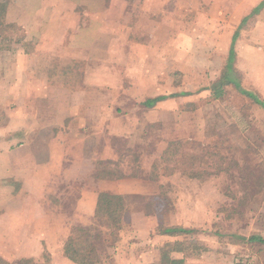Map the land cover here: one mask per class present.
I'll list each match as a JSON object with an SVG mask.
<instances>
[{
	"label": "rangeland",
	"instance_id": "rangeland-1",
	"mask_svg": "<svg viewBox=\"0 0 264 264\" xmlns=\"http://www.w3.org/2000/svg\"><path fill=\"white\" fill-rule=\"evenodd\" d=\"M199 3L204 6L206 2L193 0L191 24L184 26L177 22L174 31L162 26L158 36L161 43L174 34L176 48L148 47L141 39L135 43L145 47L140 46L133 53L129 74L125 71L122 79L120 65L115 63L117 76L113 74L114 78L106 84L95 80L96 93L87 101L97 109L91 115L97 127L89 131H96V138L102 130L107 132L100 140L102 143H91L86 155L97 158L98 181L125 180L130 185L47 188L44 194L54 206L44 222L53 239L42 241V256L32 258L33 264H62L61 237L75 228L88 232L102 264H132L134 258L136 264H170L174 259H183L186 264H264V244L247 241L252 235L264 238V108L242 94L233 83L225 87L222 98L213 96V85L220 82L227 70L228 54L226 50L220 52L222 33L217 31L216 24L210 23L208 29L206 22L199 24L204 22V18L197 16ZM206 10L208 13V7ZM260 17L261 14L257 18ZM259 22L251 20L242 25L239 46L250 44L255 37L260 50L264 31H260ZM19 32L15 33L16 40L22 35ZM7 35H0V109L8 105L9 97L14 100L9 94L12 79L7 57L13 56L10 52L15 50L16 57L24 51L37 50L35 41L27 48L19 42L13 46ZM61 50L56 48L53 57ZM52 51L50 47L43 48L39 57L46 60ZM236 52L235 71L230 74L233 81L235 75L243 89L264 102V78H253L242 61V48ZM102 54L103 51L98 56ZM51 74V86H58L56 72ZM21 80L23 91L28 81ZM154 81L158 93L167 98L155 108H149L142 103L153 96L136 93L143 89L144 94L152 93ZM179 93L190 94L171 97ZM25 97L24 91L17 96L20 103H24ZM51 98L54 102L48 100L45 109L53 111L61 99L69 107V96L67 101L65 96ZM55 188L61 190L53 192ZM90 191L97 194L96 215L100 196L107 194L122 199L114 200L120 208L119 234L108 228L107 218L112 215L96 216L95 222L83 224L86 223L83 220H88L83 213L88 212L84 203H91ZM78 195L81 205L74 209L71 206ZM38 215L32 220L37 227L40 226ZM177 226L194 230L195 234L176 237L162 234L163 229ZM175 241L184 242L186 245L181 248L186 251L167 256L164 245ZM20 261L1 258L0 264H23Z\"/></svg>",
	"mask_w": 264,
	"mask_h": 264
},
{
	"label": "crops",
	"instance_id": "crops-1",
	"mask_svg": "<svg viewBox=\"0 0 264 264\" xmlns=\"http://www.w3.org/2000/svg\"><path fill=\"white\" fill-rule=\"evenodd\" d=\"M199 1L206 2L204 6L199 3L196 8L197 16L204 18V22L199 24L206 22V29L210 23L216 24L217 31L222 33L219 46L222 48L220 52L226 50L228 54L226 68L232 50L234 63L236 51L242 48V61L247 65L248 72L252 73L255 79L264 78V37L259 45L260 50L257 49L259 43L255 37L250 44L238 45L242 42L240 32L245 22L260 21V31H264V0ZM25 2L29 3L26 5ZM0 4L5 6V12L0 10V35L8 33V42H12L13 46L19 42L24 48L35 41L34 48L37 49L35 52L24 51L16 57L15 50L10 52L13 56L7 57L12 79L9 94L14 96V100L8 96V105L0 109V259L12 262L15 259L23 261L40 258L43 252L42 241L53 239L44 222L47 220L49 209L54 206L44 194L47 188L66 185H130L125 180H97V158L86 155V149L90 148L91 143H102L100 140L105 137L107 131L99 132L97 138L96 131H89L97 127L95 117L91 116L97 109L87 99L96 93L93 88L95 80L99 79L106 84L114 78L113 74L117 76L114 72L118 69L115 63L120 65L122 79L125 71L129 74V67L134 60L133 53L140 46L145 47L136 44V41L142 39L146 46L152 48H176L174 34L161 43L158 37L160 30L163 26L169 31H174L177 22L184 26L191 24L190 17L194 6L193 0H0ZM202 7L205 9L202 10ZM259 14L261 17L257 18ZM16 32L22 33L19 40H16ZM46 47L52 48L53 51L52 55L44 60V57L39 55ZM56 48L62 50L57 51L58 55L53 57ZM102 51L103 56H98ZM12 58L14 59L11 60ZM233 63L232 73L235 71ZM53 64H56V67L52 66ZM54 71L58 86L52 87L50 76ZM226 72L227 70L224 74ZM229 77L233 79L231 75ZM22 78L28 81L23 89L26 96L24 103H20L17 98L23 93ZM233 82L239 83L242 90L253 93L243 89L235 75ZM229 84L232 82L223 83L224 93ZM233 84L236 87L235 83ZM145 91L143 89L136 95L153 96L143 100L142 104L149 108H155L167 98L166 95L158 93L157 81H154L152 93L144 94ZM239 91L241 92L240 89ZM187 94L190 93L174 94L171 97ZM53 96H65V99L66 96L70 97L68 108L63 99L61 103L55 100V118L52 110L45 109L48 100L54 102L51 98ZM158 97L164 99L148 106L149 100ZM20 138H23V141ZM85 177L89 179L86 180ZM56 190L61 189L55 188L53 192ZM92 192L94 191L88 194L91 203L85 204L83 197L84 206L88 207V212L83 213V216L88 217L89 221L83 220L82 222H86L84 225L97 219L98 198L97 194ZM80 201L78 195L71 207L79 209ZM37 214L40 216L37 222L39 227L34 226L32 221L34 217L37 219ZM70 234L61 237V253H64V243ZM17 241H20L19 245ZM63 253L62 264H76ZM134 261L135 263L131 261L132 264H136L137 259L134 258Z\"/></svg>",
	"mask_w": 264,
	"mask_h": 264
},
{
	"label": "trees",
	"instance_id": "trees-1",
	"mask_svg": "<svg viewBox=\"0 0 264 264\" xmlns=\"http://www.w3.org/2000/svg\"><path fill=\"white\" fill-rule=\"evenodd\" d=\"M0 10L1 11L4 10L5 12V6H2L0 4ZM233 57H234V51L232 50V56L230 57L229 63L227 65L228 73L226 72L222 77L223 82L220 81L222 83L218 82L217 84H215L213 90L214 91L213 96L215 98H222L225 94L223 90V83L225 81L232 82L235 83L236 87L239 88L243 94L252 98L257 104L262 105L264 108V102L261 101L255 94L242 90L239 83L233 82V79H230L229 74H231L233 70L232 68ZM162 99H164V97L151 99L148 101V106H153L156 102ZM114 200L122 201V199L119 196H113L107 194L100 196V208L98 207L99 212H97L96 216L100 218H104L112 215V217L107 218L108 228L112 231L113 234L116 235L119 234L118 232H120L122 225H121V221L119 220L120 217H118L120 211V208H118L119 203L116 207ZM162 234L171 237L190 236L195 234V231L177 226V227H168L163 229ZM90 240L91 239L88 235V232L85 229L83 228L73 229L65 246V252L68 258L76 264H102L101 259L99 258V255L96 251V247ZM247 241L250 243L264 244V238L257 235L250 236V238H248ZM183 244L186 245L184 242H179V241L177 242L175 241L173 243L168 242L167 244L164 245L163 252L167 256H170L176 252L183 253L186 251V249L181 248ZM22 262L23 264H33V260L30 259L23 260ZM170 264H186V263L185 260L183 259H174L170 261Z\"/></svg>",
	"mask_w": 264,
	"mask_h": 264
}]
</instances>
